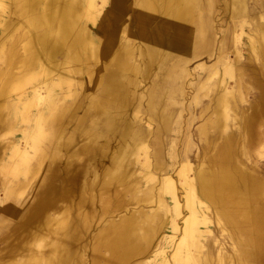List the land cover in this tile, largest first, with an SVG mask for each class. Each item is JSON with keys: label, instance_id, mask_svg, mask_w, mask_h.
<instances>
[{"label": "rangeland", "instance_id": "obj_1", "mask_svg": "<svg viewBox=\"0 0 264 264\" xmlns=\"http://www.w3.org/2000/svg\"><path fill=\"white\" fill-rule=\"evenodd\" d=\"M10 1L0 0V7L9 9L1 27L16 22L0 31V46L12 45L15 35H21L13 43H19L20 60L26 37L34 34L27 17L18 16ZM37 1L30 17L50 2ZM80 1L82 8L73 12L72 19L82 30L78 32L82 42L74 45L77 56L83 55L81 69L47 71L70 84V95H75L73 106H64L71 104L69 95L59 101L66 111L47 146V157L55 155L60 163L52 183L58 186L65 181L73 189L66 200L59 199L43 213L23 250L11 257L0 252V264H93L94 260L100 264L109 256L100 245L106 229H119L131 217L142 226V215L153 213L161 217V227L150 247L126 264H264V258L249 254L256 246L223 217L218 202L200 192V175L225 158L237 177L247 179L238 182L241 191L251 187L250 180L260 186L253 205L264 207V57L249 46V36L264 26V0H238L239 5L237 0H205V39L194 34L190 49L173 51L136 36L133 0H123L120 13L110 11L109 0L90 8ZM235 6L241 10H233ZM200 17L196 10L195 31ZM92 37L100 44L99 51ZM127 43L129 71L125 72L104 55L107 50L121 52ZM4 57L1 52L0 70L6 67ZM36 60L29 75L0 98L6 106L0 126V251L41 194L39 185L48 171V165H42L33 176L19 173L22 160H31L35 150L25 145L29 124L24 113L19 115L26 92L35 89L36 97L45 100L41 110L48 102L47 89L37 81L42 79L40 68L49 66L41 55ZM16 64L13 72L19 74L22 63ZM32 76H37V83L29 80ZM94 101L111 103L108 114H117L109 123L112 131L102 129L106 122L97 123L100 113L93 110ZM139 130L146 135L143 139L133 134ZM67 164L78 167L73 177L64 169ZM112 175L119 179L108 184ZM13 185L18 187L10 193ZM191 188L196 196L193 214L186 202ZM190 218H195L194 237H188L192 243H180ZM71 226V245L66 250L62 243ZM141 228L136 241L143 246Z\"/></svg>", "mask_w": 264, "mask_h": 264}, {"label": "bare ground", "instance_id": "obj_2", "mask_svg": "<svg viewBox=\"0 0 264 264\" xmlns=\"http://www.w3.org/2000/svg\"><path fill=\"white\" fill-rule=\"evenodd\" d=\"M10 2L12 3L11 9H13L18 16L27 17L26 23L31 27V31H33L34 35H28L26 37L23 44L25 54L20 60H18L17 57V54H19L17 50L19 43H13L20 39L21 35H15L12 45L9 46V43L7 42L0 46V53H4V58L6 59V67L3 70H0V98L2 99L6 96L11 87H13V84L22 81L24 77L29 75L34 67L37 66L38 62L36 59L39 55H41L44 62L48 63L49 66V68L45 69L42 67L40 68L39 75L42 77L40 81H37V76L29 78L31 82H42L47 89L48 102H46V109H40V105L45 102V100L36 97V90L34 89L33 93L26 92L24 98L25 103L23 104L24 109L22 110L20 107L19 111L20 117L24 113L23 119L27 120L29 124V134L27 139L24 140L25 145H27V147L34 146L35 149L34 156L31 160H22L23 165L20 166L19 173L27 171L28 175L33 176L41 169L42 165H48V171L39 185L41 194H38L34 198V201L31 203L22 223L15 228L10 236H8V244L2 251H0H5L6 254L11 257L14 252L23 250L28 238L34 236L32 229L38 228L37 226L41 223L40 221L42 220L43 213L52 207L59 199L66 200L70 196L71 189H73L71 187L69 188V186H65V181L58 186L52 183L55 178L53 174L58 171L57 168L60 166V163L59 157H56L55 155L50 158L47 157V146L53 138L56 125L60 123L63 114L66 111L65 108L59 104V101L64 99V95H69L71 104L65 102L64 106H73L75 95L73 93L70 95V84L68 85L66 82H62V80L51 76L47 71L61 70L65 73L78 72L83 63V55L77 56L74 48V45L82 42V36H78V32H82V30L80 29L79 24L72 19V16L74 15L73 12L80 11L82 8L80 0H73L69 3L62 0H50L49 4H46L44 9H41L37 15L35 14L32 17H30L31 6L38 2L37 0H11ZM103 2L104 0H85L83 7L90 8ZM132 3V7L134 8V18L137 22L138 35L136 36L142 39H151L157 43L164 44L172 51L173 49H190L189 44H191L194 34H197V37L201 40L205 39L207 28L205 14L207 1L205 0H133ZM235 3L236 5L240 4L238 0L235 1ZM109 5L110 11L114 8L116 13H120V11H122L123 0H109ZM54 7L57 8L56 11ZM8 10L7 7L5 8V6L3 7V5H1L0 12L2 11V13L0 14V31H4L5 27L7 30V26L16 22L15 20H11L9 23L7 22V26L3 25L1 27L5 19L4 14L8 12ZM196 10L200 11L201 16L199 19V29L196 28L197 31H195L193 27ZM233 10L239 12L241 6H235ZM115 23H117L116 20ZM54 30L58 32L56 33ZM164 33L169 36L167 37V41L164 39ZM255 33V35L252 34L249 36V46L253 51L262 53L264 57V26L259 27ZM133 35L135 37V34ZM91 40L96 42L93 37ZM36 45L39 46V52H37ZM99 45L100 44L96 42L98 51ZM129 48L130 45L127 43L121 52L117 53L115 51L112 52L107 50L104 58L108 56L109 60L114 59L113 61L115 62L117 69L125 72L129 71V63L127 62L130 55ZM80 53L83 54L82 52ZM145 53L143 54L144 58ZM16 62L22 63V71L20 70L21 72L19 74L13 72L14 67L17 65ZM57 81L60 82L55 85ZM91 105L96 113H100L99 118L96 119L97 123L102 124L106 122L102 129L104 131H112L113 128H109V123L114 119H117V114L115 111L112 112L114 114H108V112L113 109L111 103L94 101L91 102ZM5 107L6 106H3V104H0V126L4 123L2 108ZM33 123H35L34 128L32 127ZM124 131L127 133L128 130ZM133 134L137 139H143L146 136L145 133L140 130L136 133L133 131ZM28 161L34 163L29 164ZM76 168L78 169V167ZM76 168L71 167L69 164L64 167L66 172L69 173V177H73L72 173L76 172ZM235 174L236 173L232 170L231 166L225 158H223L216 168L211 171H205V173L200 175V192L204 198H207V200H216L221 207L220 210L223 217L229 223L235 224L237 227L236 231L240 233L242 232L246 235L245 237L250 239L251 243L256 246L255 250L251 251L249 254L255 258H264V207L253 205L260 186L255 181L249 179L251 187L241 191L238 182L245 183L247 179L243 175L237 177ZM110 178L111 179L107 182L108 184H111L114 180L117 181L119 176L112 175ZM56 181L57 180L54 182ZM169 181L170 184H174L173 182L171 183L172 180L169 179ZM16 186L17 185H13L8 189L9 192L13 193L18 187ZM191 190L192 191L187 192L186 202L192 211V209H194L196 196L193 192V188H191ZM193 213L194 211H192V214ZM141 218V221L143 222L142 226H140L137 219L131 217L128 218L129 220H126L127 222L125 223L122 221L124 224H120L119 229H110L112 230V233L109 229L104 231L103 236L100 237V245L109 253V256L105 257L103 260L101 259L102 262L100 264H126L132 257L140 254L143 250L146 251L150 247L151 242L163 221L156 213L144 214ZM194 221L195 218H190L187 221L184 235L180 243H192V241H188V237H194ZM247 224H249L250 228L244 229V225ZM139 227H142L141 229L143 231V246H140L136 241L139 238V234H137ZM72 233L73 226L70 227L65 243H62L65 245L64 249L66 250L70 248ZM130 240H132V243H130ZM245 240L247 239L242 241ZM42 260H45V258Z\"/></svg>", "mask_w": 264, "mask_h": 264}, {"label": "crops", "instance_id": "obj_3", "mask_svg": "<svg viewBox=\"0 0 264 264\" xmlns=\"http://www.w3.org/2000/svg\"><path fill=\"white\" fill-rule=\"evenodd\" d=\"M109 7H110V5H109ZM157 59V58H156Z\"/></svg>", "mask_w": 264, "mask_h": 264}]
</instances>
